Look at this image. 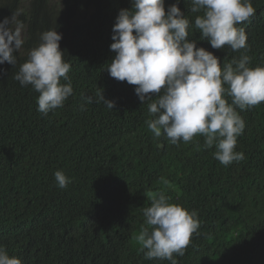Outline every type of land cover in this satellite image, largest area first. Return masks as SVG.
Wrapping results in <instances>:
<instances>
[{
	"label": "trees",
	"instance_id": "obj_1",
	"mask_svg": "<svg viewBox=\"0 0 264 264\" xmlns=\"http://www.w3.org/2000/svg\"><path fill=\"white\" fill-rule=\"evenodd\" d=\"M163 2L166 13L177 4L190 22L188 39L221 67L241 54L250 67L264 66V0H251L255 14L236 25L245 29L247 52L202 40L194 27L202 13L190 11L191 0ZM130 8L131 0H0V21L15 16L24 25L16 65H0V246L22 264H170L145 259L135 240L149 194L163 191L170 203L196 211L201 225L178 264H264V102L237 109L245 129L235 151L245 159L228 166L202 136L177 145L155 137L136 86L106 71L115 19ZM47 30L62 36L73 95L43 115L38 93L13 77ZM101 91L115 102L112 110L84 104ZM56 171L71 180L65 189Z\"/></svg>",
	"mask_w": 264,
	"mask_h": 264
},
{
	"label": "clouds",
	"instance_id": "obj_2",
	"mask_svg": "<svg viewBox=\"0 0 264 264\" xmlns=\"http://www.w3.org/2000/svg\"><path fill=\"white\" fill-rule=\"evenodd\" d=\"M190 11L202 13L195 17L194 27L212 49L249 50L245 29L236 25L255 14L251 0H191ZM189 24L177 4L170 5L166 13L163 0H131V8L120 10L115 19L110 45L115 56L106 71L116 81L136 86L135 94L147 104L152 117L145 123L155 137L163 134L177 145L202 136L204 148L215 146L214 159L228 166L245 159L235 151L245 129L237 109L244 111L264 102V66L250 67L251 57L241 54L221 67L218 57L188 39ZM23 28L15 16L0 21V65H16L14 53L24 44ZM61 39L56 30L41 33L40 43L28 51L27 60L13 77L38 93L37 111L43 115L63 107L73 95L67 75L71 66L63 59ZM97 95L98 99L83 97L84 104L99 102L109 110L114 108L115 102L105 100L102 91ZM54 179L60 189L71 183L62 171H56ZM161 181L169 183L164 178ZM149 196L150 206L142 209L145 226L135 240L145 259L178 264L175 257L185 255L201 226L198 214L170 203L163 191ZM0 264L22 261L0 246Z\"/></svg>",
	"mask_w": 264,
	"mask_h": 264
},
{
	"label": "rangeland",
	"instance_id": "obj_3",
	"mask_svg": "<svg viewBox=\"0 0 264 264\" xmlns=\"http://www.w3.org/2000/svg\"><path fill=\"white\" fill-rule=\"evenodd\" d=\"M26 1H28V0H26Z\"/></svg>",
	"mask_w": 264,
	"mask_h": 264
}]
</instances>
